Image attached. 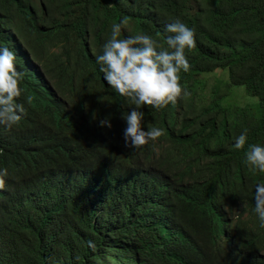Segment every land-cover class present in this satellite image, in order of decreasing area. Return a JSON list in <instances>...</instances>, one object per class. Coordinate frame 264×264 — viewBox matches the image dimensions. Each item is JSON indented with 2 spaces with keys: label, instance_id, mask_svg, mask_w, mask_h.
<instances>
[{
  "label": "trees",
  "instance_id": "trees-1",
  "mask_svg": "<svg viewBox=\"0 0 264 264\" xmlns=\"http://www.w3.org/2000/svg\"><path fill=\"white\" fill-rule=\"evenodd\" d=\"M128 13L136 29L122 27L123 36L146 34L167 48L166 26L179 19L196 40L185 54L189 71L180 73L188 95L146 110L143 130L150 123L164 135L139 152L125 147L124 136L107 141L109 128L99 123L110 118L124 130L123 113L132 111L95 59L112 25ZM2 45L15 52L23 73L20 97L47 81L70 92L74 112H63L78 121L72 138L101 144L99 154L109 146L118 170L117 178L94 170V150L75 152L63 132L68 124L58 118L28 130L23 119L11 129L0 126V151L19 147V158L28 150L50 163L61 146L63 154L71 150L70 161L89 169L87 186L96 171L116 187L100 189L98 179L87 202L62 211L55 183L40 188L30 173L16 174L20 196L0 219V264H264V227L254 212L264 173L246 161L249 145L264 147V0H0ZM218 72L223 77L217 76L211 103L197 109L204 75ZM233 87L254 100L224 104ZM245 130V149H236L234 137ZM87 186L80 194L87 195Z\"/></svg>",
  "mask_w": 264,
  "mask_h": 264
},
{
  "label": "clouds",
  "instance_id": "clouds-1",
  "mask_svg": "<svg viewBox=\"0 0 264 264\" xmlns=\"http://www.w3.org/2000/svg\"><path fill=\"white\" fill-rule=\"evenodd\" d=\"M130 13L120 22L111 27L110 38L104 43L102 54L96 55V62L107 85L117 94L126 98L131 104L132 111L124 112L123 129L115 128L110 118L99 121L101 127L109 128L107 141L124 136L125 147L136 152L142 151L150 142L155 143L164 135L163 129L153 127L150 123L148 130H143L144 113L151 109L160 110L170 104H175L182 96H187L181 86L180 73L189 71L190 65L186 58L189 50L195 48L196 40L194 30L190 29L181 20L176 19L166 26L167 48L158 44L146 34L125 35L121 34L122 27L135 28L127 21ZM136 29V28H135ZM95 55V53H94ZM208 73L205 75H211ZM204 75V77H205ZM23 73L17 68V56L8 46L0 48V126L9 129L18 126L21 119L27 130L34 124L50 126L54 119H60L68 126H64V135L72 139L73 150L79 154H89L93 149L99 160L94 170H101L105 175L117 178V159L113 156L112 149L108 146L104 154H99L101 144L96 142H77L71 134L77 128V120L72 119V97L70 92L59 90L54 83L46 82L38 93L22 95L21 81ZM206 91H198L195 101L197 109L207 107L199 105ZM20 97V98H19ZM68 102V104H66ZM64 104V107L60 106ZM71 111V114L64 113ZM64 111V112H63ZM74 112V111H73ZM247 130L234 137V147L245 149ZM70 146V147H71ZM61 146L55 152L56 160L50 163L35 160L28 150L24 151V159L19 158V147H8L0 151V219L14 211L13 208L20 196V181L15 178L20 172H28L31 179L38 187L55 183V203L62 202L59 210H76L79 201H88L95 182L99 179L100 189L116 187L110 184L108 178L94 171V179L87 184L89 169L69 160L70 151L66 154ZM246 161L253 172L264 173V147L252 144L248 146ZM87 186V195L80 194ZM256 213L260 226L264 227V184H258L254 194ZM44 197L36 200L38 204ZM242 206L247 208V201L242 200ZM180 225H177V229ZM3 232L7 228L2 229ZM165 230V229H164ZM167 231V230H166ZM176 231L169 229L168 233ZM88 246L95 250L93 241ZM111 254L117 252L111 251ZM258 257V254L256 255Z\"/></svg>",
  "mask_w": 264,
  "mask_h": 264
},
{
  "label": "rangeland",
  "instance_id": "rangeland-1",
  "mask_svg": "<svg viewBox=\"0 0 264 264\" xmlns=\"http://www.w3.org/2000/svg\"><path fill=\"white\" fill-rule=\"evenodd\" d=\"M217 76L223 77V75L220 72H218L217 74L213 73L211 75H205V78L208 80V84L206 86V91L203 94V99L199 103V105L201 104L203 106H209V104L211 103L213 95L216 90ZM227 85H228L227 83L223 84L224 87H227ZM229 91L231 94L228 97H226L225 101L223 102L224 104L244 106L248 104L251 101V99L254 100V98L252 97L249 98L246 95V93L244 92V87H233L229 89Z\"/></svg>",
  "mask_w": 264,
  "mask_h": 264
},
{
  "label": "bare ground",
  "instance_id": "bare-ground-1",
  "mask_svg": "<svg viewBox=\"0 0 264 264\" xmlns=\"http://www.w3.org/2000/svg\"><path fill=\"white\" fill-rule=\"evenodd\" d=\"M36 82V81H35Z\"/></svg>",
  "mask_w": 264,
  "mask_h": 264
}]
</instances>
